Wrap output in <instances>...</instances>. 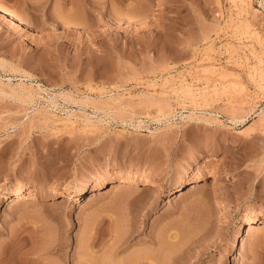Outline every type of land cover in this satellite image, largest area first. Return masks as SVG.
<instances>
[{
    "label": "rangeland",
    "instance_id": "obj_1",
    "mask_svg": "<svg viewBox=\"0 0 264 264\" xmlns=\"http://www.w3.org/2000/svg\"><path fill=\"white\" fill-rule=\"evenodd\" d=\"M262 1L0 0V264H264Z\"/></svg>",
    "mask_w": 264,
    "mask_h": 264
},
{
    "label": "bare ground",
    "instance_id": "obj_2",
    "mask_svg": "<svg viewBox=\"0 0 264 264\" xmlns=\"http://www.w3.org/2000/svg\"><path fill=\"white\" fill-rule=\"evenodd\" d=\"M262 3H264V0L262 1ZM1 17L7 18L6 20H8L9 22L15 23L16 25L20 24V22H19L20 20L16 19V17L12 16V14L10 15V14L3 13L0 11V18ZM258 34H256V35H258ZM257 42H259L260 43L259 46H261V53L259 54L258 62L260 63L259 65L264 66V64H263L264 63V43L263 42L261 43L260 41H257ZM255 66L257 67V65H255ZM258 68L260 69L259 66H258ZM253 72L259 73V71H253ZM254 74H252V75L254 76ZM260 77L262 79H264V68L263 67L260 70ZM253 79H255V78H253ZM236 84L237 83H234L233 86L235 87ZM68 96H70V95H68ZM188 116H191V115H188ZM137 182L138 181L135 180L134 178H124V179L116 180L115 178H112V177H103V178L97 179L91 183H83V184H81L75 188L65 187L64 189H62L60 191L53 192L52 196L55 198L56 197L62 198L63 200L76 198V199H79L82 201V199L86 200L88 198L89 194L105 188L108 184H112L111 185L112 187H124V186H127L128 184H135ZM142 184L147 188H159V187L162 188V187H166V186H171V188L174 192L173 194H175V193H181L187 186H190V188H195V189L196 188H202L203 186L206 187V185L210 186V187L211 186H217L218 181L215 182L214 180H212V181L208 182L204 178H202L199 174H194L190 177H184L174 184H171L169 182V180H167L166 178H163V177L144 178L142 180ZM182 187H184V188H182ZM0 191L2 193H6L13 200H18V201L34 200L35 198H37L39 196V192L37 190H29L26 188H8L7 184L2 179H0ZM216 194H220V197H221L220 202L225 207L226 217L228 219H231V220H235V219L237 220L238 217L235 215V213L227 211L228 207L230 206V201H229L228 197L224 193H222V191L219 188L216 190ZM263 225H264V214L260 213V214H255V215H246V216H243L241 221L238 223L236 231H237V234L239 235V234H242L243 232H245L246 230L253 231V230L260 228ZM173 238H176V237L174 236ZM236 240H237V238L234 241V245H233L234 247L237 245ZM147 243L148 242H146L144 244V246H147ZM148 252L147 251H144V252L140 251L136 256H133V258H131L129 260L128 264H159L157 261L158 257H153L152 254L149 255ZM120 260H122V259H120ZM124 263H125L124 260L120 261V264H124Z\"/></svg>",
    "mask_w": 264,
    "mask_h": 264
},
{
    "label": "built area",
    "instance_id": "obj_3",
    "mask_svg": "<svg viewBox=\"0 0 264 264\" xmlns=\"http://www.w3.org/2000/svg\"><path fill=\"white\" fill-rule=\"evenodd\" d=\"M262 9H263V13H264V7Z\"/></svg>",
    "mask_w": 264,
    "mask_h": 264
}]
</instances>
